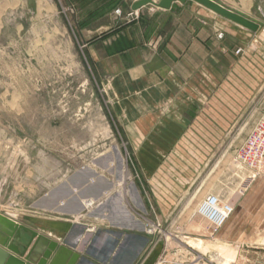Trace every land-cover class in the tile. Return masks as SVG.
Returning a JSON list of instances; mask_svg holds the SVG:
<instances>
[{
  "label": "rangeland",
  "instance_id": "rangeland-1",
  "mask_svg": "<svg viewBox=\"0 0 264 264\" xmlns=\"http://www.w3.org/2000/svg\"><path fill=\"white\" fill-rule=\"evenodd\" d=\"M135 1L0 0V224L5 217L21 226L7 249L21 253L29 230L44 237L43 245L62 244L46 235L59 223L96 232L125 224L135 227L127 235L144 241L137 264H246L252 254H236L237 240L222 235L237 200L264 180H248L252 174L234 163L264 114V0H216L258 23L259 31L207 11L228 33L214 36L229 63L216 55L210 64L216 71L205 72L207 94L183 97L181 120L157 119L148 128L130 121L135 110L127 102L135 97L119 94L118 70H108L115 43L125 37L122 45L131 46L136 39L143 14L130 10ZM245 82L255 91L237 90ZM151 137L160 141L144 142ZM166 163L179 173L175 183H187L175 192L166 186L172 179ZM209 195L232 206L221 227L198 212ZM72 251L80 264L82 255ZM255 258L264 264L263 256Z\"/></svg>",
  "mask_w": 264,
  "mask_h": 264
},
{
  "label": "crops",
  "instance_id": "crops-1",
  "mask_svg": "<svg viewBox=\"0 0 264 264\" xmlns=\"http://www.w3.org/2000/svg\"><path fill=\"white\" fill-rule=\"evenodd\" d=\"M207 11L209 10L190 1L186 4H173L168 10L147 6L140 10L143 16L141 25L134 30V44L122 45L121 39L125 40V37H122L113 46L119 48L108 55L112 64L108 70H118L117 79L122 91L119 88L117 92L120 94L124 90L126 96L135 97L133 101L127 102L128 110H135V119H130L131 122L134 121L135 126L154 127L157 119L162 120L159 124L168 125L167 121L172 117L181 120L188 107L183 97L193 95L197 91L200 93V90L207 94L205 72L208 69L216 71L210 65L216 55L220 64L229 63V54L222 53V46L214 36L216 30L223 32L226 37L228 33L223 22H212L207 18ZM243 35L251 37L247 33ZM127 41H131L130 35ZM253 83L255 84V81ZM241 86H237V90L242 91L240 88H243L246 92L255 91L252 85ZM117 92L115 91V94ZM149 112H153L154 116L148 115ZM158 141L160 140H152L151 137L144 142ZM167 155L169 158L170 155ZM162 169L172 176V179L166 181L168 191L175 192L176 188L187 184L184 179L175 183L174 175L179 173H175V169L168 163ZM247 195L246 198L237 200L235 213L229 220L228 234L222 237L237 240L236 254H252V259L246 258V264H260L255 256L264 257V180L254 182ZM259 195L262 196L261 200L256 198ZM253 196L254 198L249 199ZM244 209L249 211L245 216L242 215ZM81 211L84 212L83 207ZM123 217L126 218L125 215ZM109 219L108 216L107 220ZM2 224L9 232L14 228V223L3 221ZM133 228L135 229L123 224L115 226L113 230L96 232L95 229L91 230L80 224H72L67 229L64 224L59 223L47 228L46 235L80 252L83 257L80 264H137V259L144 250V241L136 233L127 235L124 232H134ZM89 247L93 252L87 251Z\"/></svg>",
  "mask_w": 264,
  "mask_h": 264
},
{
  "label": "water",
  "instance_id": "water-1",
  "mask_svg": "<svg viewBox=\"0 0 264 264\" xmlns=\"http://www.w3.org/2000/svg\"><path fill=\"white\" fill-rule=\"evenodd\" d=\"M193 2L203 8L209 10L216 16H219L229 22H232L252 33H256L260 29V25L248 18L235 13L224 6L220 5L216 0H137L132 3L130 10L132 12L140 11L141 9L152 6L161 10H168L173 4H186ZM2 221L10 223V219L1 218ZM21 228L19 225L12 231L10 237H6L0 244V264H76L79 255L73 252L70 248L59 244L56 241H48L47 245H43L44 237L35 232H30V238L22 249L21 253L7 249V244L18 234ZM44 246V247H43Z\"/></svg>",
  "mask_w": 264,
  "mask_h": 264
},
{
  "label": "built area",
  "instance_id": "built-area-1",
  "mask_svg": "<svg viewBox=\"0 0 264 264\" xmlns=\"http://www.w3.org/2000/svg\"><path fill=\"white\" fill-rule=\"evenodd\" d=\"M234 163L252 174L248 180H252L256 176L264 177V114L255 123L245 142L238 149ZM211 206L214 208V215H216L213 218L206 214L207 209ZM232 211L230 204L222 203L219 197L212 195L207 196L198 209L200 216L212 222L216 227H221Z\"/></svg>",
  "mask_w": 264,
  "mask_h": 264
},
{
  "label": "bare ground",
  "instance_id": "bare-ground-1",
  "mask_svg": "<svg viewBox=\"0 0 264 264\" xmlns=\"http://www.w3.org/2000/svg\"><path fill=\"white\" fill-rule=\"evenodd\" d=\"M134 14H137V12H135ZM118 186H123L124 185V183H125V179H119L118 180ZM126 196V194L124 193V195H123V197L121 196V195H119V199L121 200H124L123 198ZM97 200V199H96ZM94 203V199H90L89 201H87V203L85 204L86 206H88V205H92ZM212 207V206H211ZM208 208L207 209V211L209 210V209H212V210H214V208L212 207V208ZM206 214L208 215V216H210V217H215L216 215H214V214H212V213H208V212H206ZM3 218V217H2ZM11 219V218H10ZM78 219V218H77ZM101 219L102 220H104V221H106V222H108V216L107 215H104V216H102L101 217ZM100 219V220H101ZM77 221V220H76ZM3 222V221H2ZM4 222H6V221H4ZM8 223V222H7ZM14 223V228L15 227H18L19 225H18V223H16L15 221H13V220H11L10 221V223L9 224H13ZM14 228L11 230V232H9V230L1 223L0 224V244H2L3 243V241L5 240V238L6 237H10V235H11V233H12V231L14 230Z\"/></svg>",
  "mask_w": 264,
  "mask_h": 264
}]
</instances>
